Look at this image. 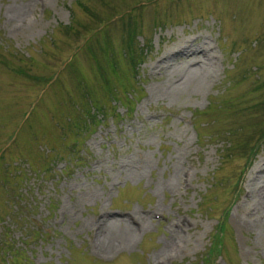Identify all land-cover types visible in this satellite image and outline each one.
I'll return each instance as SVG.
<instances>
[{"label":"rangeland","instance_id":"obj_1","mask_svg":"<svg viewBox=\"0 0 264 264\" xmlns=\"http://www.w3.org/2000/svg\"><path fill=\"white\" fill-rule=\"evenodd\" d=\"M0 154L9 264H264V0H0Z\"/></svg>","mask_w":264,"mask_h":264},{"label":"trees","instance_id":"obj_2","mask_svg":"<svg viewBox=\"0 0 264 264\" xmlns=\"http://www.w3.org/2000/svg\"><path fill=\"white\" fill-rule=\"evenodd\" d=\"M130 44H131V38H129L127 40V43H126L129 51L131 50V48H130L131 45ZM136 57H137L136 53L129 57V62L132 64L131 66L133 67V69H134V61L137 62L136 61ZM99 111H102V110H99ZM0 158H1V154H0ZM16 218H17V220H19V219L22 220L18 216H16ZM225 220H226V215H223L221 220L216 224V228H215V230H214V232L212 234V237H211V240H210V244H209V246L207 248L205 257H207L208 255H211L213 253L219 252V249H220V247H221V245L223 243L224 229L226 227ZM33 232H35V231H33ZM18 254H20L19 249L14 247L9 241L4 240L2 243H0V256L2 258L0 260V264L14 263L13 262L14 259H12V258L17 256ZM16 258H15V260H16Z\"/></svg>","mask_w":264,"mask_h":264},{"label":"bare ground","instance_id":"obj_3","mask_svg":"<svg viewBox=\"0 0 264 264\" xmlns=\"http://www.w3.org/2000/svg\"><path fill=\"white\" fill-rule=\"evenodd\" d=\"M192 57V56H191ZM195 59V58H194ZM179 60V59H178ZM183 60V59H182ZM185 62V61H184ZM167 63V62H166ZM159 64V63H158ZM171 64V63H170ZM164 65V64H163ZM161 67V66H160ZM259 173V172H258ZM131 220V219H130ZM132 221V220H131Z\"/></svg>","mask_w":264,"mask_h":264}]
</instances>
